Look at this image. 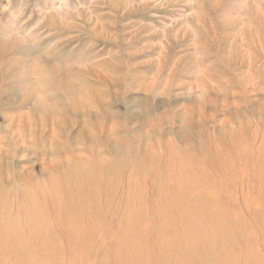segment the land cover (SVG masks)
I'll return each mask as SVG.
<instances>
[{
    "label": "rangeland",
    "instance_id": "374dc122",
    "mask_svg": "<svg viewBox=\"0 0 264 264\" xmlns=\"http://www.w3.org/2000/svg\"><path fill=\"white\" fill-rule=\"evenodd\" d=\"M0 238V264H264V0H0Z\"/></svg>",
    "mask_w": 264,
    "mask_h": 264
},
{
    "label": "bare ground",
    "instance_id": "6f19581e",
    "mask_svg": "<svg viewBox=\"0 0 264 264\" xmlns=\"http://www.w3.org/2000/svg\"><path fill=\"white\" fill-rule=\"evenodd\" d=\"M75 167H76V166H75ZM75 170H76V169H75ZM70 171H71V170H70ZM75 172H76V171H75ZM76 173H77V172H76ZM71 174H72V173H71ZM71 174H70V175H71ZM73 174H74V173H73ZM73 174H72V175H73ZM78 174H79V173H78ZM97 174H98V173H97ZM100 174H101V173H100ZM77 176H78V175H77ZM91 176H92V175H91ZM114 176H115V175H114ZM114 176H113V178H114ZM80 177H81V176H80ZM80 177H79V178H80ZM77 179H78V178H77ZM82 179H83V178H82ZM127 180H128V179H127ZM95 181H96V180H95ZM61 182H62V181H61ZM63 183H64V181H63ZM72 183H73V180H72ZM87 183H88V182H87ZM126 183H127V182H126ZM50 184H51V183H50ZM56 184H57V183H56ZM70 184H71V183H70ZM78 184H80V183H78ZM53 185H54V184H53ZM53 185H52V186H53ZM58 185H59V184H58ZM60 185H61V184H60ZM91 185H93V184H91ZM94 185H95V183H94ZM194 185H195V184H194ZM48 186H49V185H48ZM52 186H51V187H52ZM62 186H63V185H62ZM126 186H127V185H126ZM79 187H80V186H79ZM189 187H190V186H189ZM52 188H53V187H52ZM55 188H56V187H54L53 190H54ZM81 188H82V187H81ZM102 188H103V187H102ZM170 188H171V187H170ZM67 189H68V188H67ZM109 189H110V187H109ZM60 190H61V189H60ZM62 190H63V189H62ZM81 190H82V189H81ZM107 190H108V189H107ZM126 190H127V189H126ZM183 190H184V189H183ZM58 191H59V190H58ZM63 191H64V190H63ZM63 191H62V192H63ZM68 191H69V190H68ZM92 191H93V190H92ZM108 191H109V190H108ZM127 191H128V190H127ZM106 192H107V191H104V194H105V195H106ZM10 193H11V192H10ZM30 193H31V192H30ZM55 193H56V192H55ZM89 193H90V192H89ZM176 193H177V192H176ZM31 194H32V193H31ZM64 194H65V193H64ZM73 194H74V193H73ZM84 194H85V192H84ZM123 194H124V193H123ZM169 194H170V193H169ZM208 194H209V193H208ZM66 195H67V193H66ZM91 195H92V194H91ZM93 195H94V194H93ZM184 195H185V194H184ZM10 196H11V195H10ZM27 196H28V195H27ZM94 196H95V195H94ZM94 196H93V197H94ZM20 197H21V196H20ZM35 197H36V196H35ZM105 197H106V196H105ZM188 197H189V196H188ZM15 198H16V197H15ZM22 198H23V197H22ZM71 198H72V197H71ZM52 199H53V198H52ZM72 199H73V198H72ZM91 199H92V198H91ZM30 200H31V199H30ZM34 200H35V199H34ZM66 200H67V199H66ZM176 200H177V199H176ZM21 201H22V200H21ZM94 201H95V200H94ZM28 202H29V201H28ZM70 202H71V201H70ZM21 203H22V202H21ZM29 203H30V202H29ZM11 204H12V203H11ZM11 204H10V205H11ZM15 204H16V203H15ZM25 204H26V203H25ZM95 204H96V203H95ZM34 205H35V204H34ZM54 205H55V204H54ZM58 206H59V205H58ZM18 207H19V206H18ZM56 207H57V206H56ZM67 207H68V206H67ZM31 208H32V207H31ZM31 208H30V209H31ZM53 208H54V207H53ZM59 208H60V207H59ZM17 209L19 210V208H17ZM22 209H23V208H22ZM33 209H34V208H33ZM33 209H32V210H33ZM92 209H93V208H92ZM94 210H96V209H94ZM101 210H102V208H101ZM105 210H106V209H105ZM184 210H185V209H184ZM53 211H54V209H53ZM189 211H190V210H189ZM95 212H96V211H95ZM95 212H94V214H95ZM4 213H5V212H4ZM96 213H97V212H96ZM189 213H190V212H189ZM99 214H100V213H99ZM176 214H177V213H176ZM83 215H84V214H83ZM4 216H5V215H4ZM97 216H98V215H97ZM179 216H180V214H179ZM192 216H193V215H192ZM210 216H211V215H210ZM63 217H64V216H63ZM1 218H2V216H1ZM4 218H5V217H4ZM53 218H54V217H53ZM184 218H185V217H184ZM97 219H98V218H97ZM185 219H186V218H185ZM192 219H193V218H192ZM44 220H45V219H44ZM54 220H55V219H54ZM210 220H211V219H210ZM28 221H29V220H28ZM85 222H86V221H85ZM193 222H194V221H193ZM211 222H212V221H211ZM214 222H215V221H214ZM35 223H36V221H35ZM37 223H38V222H37ZM37 223H36V224H37ZM39 223H41V222H39ZM39 223H38V224H39ZM218 223H219V222H218ZM36 224H35V225H36ZM161 224H162V223H161ZM182 224H183V221H182ZM14 226H15V225H14ZM41 226H42V225H41ZM45 226H47V224H46ZM57 226H58V224H57ZM177 226H178V225H177ZM182 226H183V225H182ZM48 227H49V226H48ZM171 227H172V226H171ZM35 228H36V227H35ZM52 228H53V227H52ZM54 228H55V227H54ZM40 229H41V228H40ZM56 229H57V228H56ZM175 229H176V228H175ZM182 229H183V227H182ZM26 230H27V228H26ZM43 230H45V229H43ZM54 230H55V229H54ZM180 230H181V228H180ZM34 231H35V230H34ZM27 232H28V231H27ZM2 233H3V232H2ZM43 233H44V232H43ZM45 233H46V232H45ZM4 235H5V234H4ZM43 235H44V234H43ZM46 235H47V233H46ZM46 235H45V236H46ZM51 235H52V234H51ZM52 236H53V235H52ZM142 236H143V235H142ZM13 237H14V236H13ZM17 237H18V235H17ZM50 237H51V236H50ZM75 237H76V236H75ZM143 237H144V236H143ZM26 238H27V237H26ZM37 238H39V237H37ZM45 238H46V237H45ZM70 238H71V237H70ZM0 239H1V238H0ZM23 239H24V237H23ZM40 239H42V238H40ZM52 239H53V237H52ZM4 240H5V237H4ZM28 240H29V239H28ZM50 240H51V239H50ZM92 240H93V238H92ZM17 241H18V240H17ZM39 241H40V240H39ZM43 241H44V240H43ZM0 242H2V241H0ZM15 242H16V241H15ZM19 242H20V241H19ZM175 242H176V241H175ZM31 243H32V242H31ZM46 243H47V242H46ZM83 243H84V242H83ZM176 243H177V242H176ZM18 244H19V243H18ZM29 244H30V242H29ZM42 244H43V243H42ZM53 244H54V243H53ZM2 245H3V244H2ZM51 245H52V244H51ZM54 245H55V244H54ZM4 246H6V245H4ZM13 246H14V245H13ZM20 246H21V244H20ZM177 246H178V245H177ZM23 247H24V245H23ZM30 247H31V246H30ZM30 247H29V248H30ZM58 247H59V246H58ZM56 250H57V249H56ZM123 250H124V248H123ZM142 250H143V249H142ZM16 251H17V250H16ZM19 251H20V250H19ZM12 252H13V251H12ZM14 252H15V250H14ZM36 252H37V251H36ZM56 252H57V251H56ZM16 253H18V252H16ZM57 253H58V252H57ZM23 254H24V253H23ZM29 254H30V253H29ZM60 254H61V253H60ZM31 255H33V254H31ZM130 255H131V253H130ZM143 256H145V255H143ZM20 257H21V256H20ZM20 257H19V258H20ZM29 257H30V256H29ZM29 257H28V258H29ZM43 257H44V256H43ZM145 258H146V257H145ZM145 258H144V259H145ZM169 258H170V257H169ZM172 258H173V257H172ZM32 259H33V258H32ZM32 259H31V260H32ZM41 259H42V258H41ZM116 259H117V258H116ZM121 259H122V258H121ZM133 260H134V259H133ZM167 260H168V259H167ZM257 260H258V259H257ZM57 261H58V260H57ZM147 261H148V260H147ZM165 261H166V260H165ZM172 261H173V260H172ZM260 261H261V260H260ZM121 262H122V261H121ZM123 262H124V261H123ZM128 262H129V261H128ZM141 262H142V261H141ZM59 263H60V262H59ZM57 264H58V262H57ZM124 264H125V262H124ZM145 264H146V263H145ZM169 264H170V263H169Z\"/></svg>",
    "mask_w": 264,
    "mask_h": 264
}]
</instances>
